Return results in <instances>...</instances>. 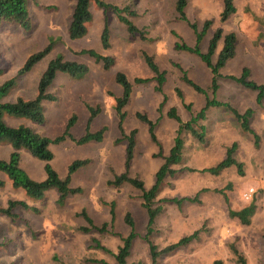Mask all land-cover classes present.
Instances as JSON below:
<instances>
[{"label": "rangeland", "instance_id": "374dc122", "mask_svg": "<svg viewBox=\"0 0 264 264\" xmlns=\"http://www.w3.org/2000/svg\"><path fill=\"white\" fill-rule=\"evenodd\" d=\"M100 1L120 8L128 5L134 16L122 14L142 31L143 37L137 33L130 36L111 10L104 12L94 2L89 5L91 19L86 23L85 34L75 39L67 36L73 0H26L29 22L26 29L13 22L0 21V84L9 79L13 81L0 102L32 98L40 74L55 57L87 66V71L77 78L60 72L55 74L47 89L55 99L42 102L41 123L5 114L2 121L9 126L23 124L49 138L63 134L71 115L75 120L68 135L74 139L83 135L86 127L90 133L102 129L99 141L76 144L64 136L61 141L48 145L52 153L49 163L61 178L73 160H87L70 175L68 184L79 187L80 192L67 195L61 206L55 203L57 192L54 188L46 189L39 198H31L20 187H13L0 172L3 181L0 206H5L8 199L21 200L28 206V209L15 207L12 210L16 214L14 219L0 214V264H97L90 259L117 264L113 254L121 244V237L131 230L136 237L125 258L126 264H212L216 259L221 260V264H239L229 248L232 245L243 257L244 264H264V100L258 106L255 92L223 77L217 79L215 92L208 89L209 68L197 55L173 48L178 40L190 46L195 42L194 31L186 21L177 18L175 0ZM233 5L235 12L223 22L218 20L221 0H186L183 11L186 19L195 23L197 31L203 20H211L199 41L202 52L216 27L235 34L234 55L219 68L221 75L236 76L246 66L249 78L264 84V0H233ZM105 18L109 46L102 48L99 34ZM48 43L52 44L51 49L27 72L18 74L25 59ZM83 49L112 56L113 65L103 69L101 62L81 53ZM141 52L150 55L159 70L164 71L160 91L156 89L157 81ZM214 59L215 54L211 60ZM116 71L124 73L129 80L149 78L145 83H132L128 101L121 108V118L114 108V98L121 95V86L114 80ZM183 72L205 93L195 91L184 82ZM176 88L181 97L176 95ZM206 98L227 102L239 111L251 108L249 126L258 135V146H253L252 135L242 131L232 114L223 107H208L204 118L196 121L194 128L202 135L201 140L181 130L180 162L172 166L175 172L164 178L156 199L198 194L196 201L183 200L179 206L156 202L155 205L162 207L154 217L150 240L160 248L196 229L199 230L198 238L167 255L158 256L152 263L142 239L147 212L141 204V191L126 183L116 188L106 182L124 172L125 135L135 129L133 156L127 172L138 177L144 189H148L163 161L153 154L168 153L177 128V122L167 117V110L174 107L180 120L185 122L203 106ZM185 104L190 106L189 110ZM90 108L96 112L89 120ZM136 112L154 122L153 132L158 144L151 141L147 125L135 116ZM231 143L235 144L233 158L243 164L242 176L236 174L233 165L216 175L200 171L220 161ZM10 150L9 142L1 140L0 159H6ZM19 153V165L28 176L42 180L43 161L24 149ZM23 154L29 157L27 164ZM249 188L252 191L244 199L243 193ZM250 202L254 209L248 224H241L229 216V210H238ZM81 209L93 224L106 222V231L84 233L79 230L80 226H87L78 215ZM125 213L131 218L132 227L124 222Z\"/></svg>", "mask_w": 264, "mask_h": 264}, {"label": "trees", "instance_id": "16d2710c", "mask_svg": "<svg viewBox=\"0 0 264 264\" xmlns=\"http://www.w3.org/2000/svg\"><path fill=\"white\" fill-rule=\"evenodd\" d=\"M90 2L96 3L104 12L108 9L111 10L117 20L121 22L126 32L133 36L135 33L139 35L140 38L143 37V33L140 29L136 28L131 21L122 13L128 14L129 16H134V12L129 8L128 5H124L121 8L116 5L106 4L100 0H73V5L69 17V23L67 27V36L69 39L79 38L86 32V23L91 19V12L89 9ZM222 9L218 15L219 22L227 20V18L235 12V7L233 5V0H221ZM186 5V0H175L174 9L177 14V18L187 22V25L194 31L195 42L192 46L187 45L186 43L178 40L173 44L175 50L186 51L198 56V58L209 68L211 73L210 83L208 89L211 92H215L218 88L217 79L223 77L224 79H229L234 81L236 84L241 86L246 90L255 92V104L260 106L264 100V84L257 83L256 81L249 78V69L246 66H243L240 69L238 75H221L218 70L223 66V64L234 55L236 36L232 31L223 32L220 27H216L211 36L208 39L205 52L199 50V41L207 28L211 25L210 19H205L202 21L201 29L196 30L195 23L189 22L184 15V7ZM26 0H0V21L13 22L19 24L22 28L26 29L29 25L28 16L26 11ZM100 45L102 48H107L109 46V35L108 27L106 23V18L104 19L103 26L101 28L100 34ZM220 44V46H219ZM264 48V39L262 41ZM52 44L48 43L43 49L30 54L24 61L22 67L17 71L18 74H23L27 72L31 66L40 60L50 49ZM219 46V47H218ZM81 53L87 54L93 58L95 62H101L103 69H108L113 65L114 59L110 55H101L95 52L92 49H83ZM215 54L214 61L211 60L212 55ZM143 61L146 63L147 67L154 74V78L157 81L156 89L160 91V85L164 81V71L159 70L156 63L153 61L152 57L145 52H141ZM87 71V66L84 63L63 60L60 56L51 59L43 72L40 74L37 86L36 93L30 99L17 98L13 102H0V141L7 140L11 146V151L9 152L6 159H0V172L3 173L8 180L10 181L13 187H20L24 193L31 198H39L46 189L54 188L57 192V198L55 203L58 206L63 205L65 197L69 194H74L80 192L79 187H69L70 175L80 166L84 165L86 159H76L73 160L67 167L66 175L64 177H59L56 171L52 168L49 161L52 158V153L48 148L50 143H57L61 141L64 136H68L73 139L76 144H83L89 140L99 141L102 134V129L90 133L86 131L80 137L74 139L68 135V129L73 124L75 116L71 115L65 125V129L62 135L56 136L54 138H49L45 135L39 134L28 126L19 124L16 126L6 125L2 121V115H8L16 118H26L35 123H41L43 121L42 113V102L43 101H53L55 96L50 94L47 89L52 82L55 74L57 72L64 73L69 77L77 78L83 75ZM115 82L121 86V95L115 97V111L118 116L121 118V108L128 101L129 94L131 92V85L141 84L149 81V78L133 77L132 80H129L126 75L120 71H116L114 74ZM183 81L189 84L195 91L200 93H205V90L199 87L197 84L193 83L189 78H187L183 72ZM12 79L5 81L0 84V98L6 93L9 87L12 85ZM176 95L181 97L179 89H175ZM162 103V102H161ZM160 103V105H161ZM223 107L227 109L234 119L239 123V127L242 131L252 135V143L254 147L258 146V135L253 131L249 126V118L251 117L252 110L247 107L243 111L237 110L231 104L227 102H222L216 99H205L203 106L188 120L182 122L179 116L175 112L174 107H170L166 115L168 118H171L177 122V128L175 129V134L173 137V143L168 150L166 155H162L159 152L154 153V157H161L163 159L160 166L157 168L154 174V182L148 188L144 189L142 181L136 176L128 175V168L133 156V147H134V135L136 133L135 129L129 131L125 135L126 146H125V159H124V172L115 175L113 179L108 180L107 185H112L113 187H119L121 184L126 183L132 187L141 191V204L146 209L147 212V221L145 226V232L142 236L143 241L147 245L149 257L152 263L155 262L156 258L161 255H167L179 247L185 246L193 240L198 238L199 230H193L187 235L179 237L176 241L168 243L160 248H158L151 240L150 235L152 233V225L154 217L161 210V205H155L158 203H174L178 205L183 200L196 201L197 194L193 197H171V198H161L156 199V195L163 185L164 178L169 175L171 176L175 170L172 168L173 165H176L180 162L181 159V148H182V137L180 136L181 130L188 131L193 137L198 140H201L202 135L197 132L194 128L196 126V121L198 119H203L205 115V110L210 107ZM184 107L189 110V105L185 104ZM91 117L95 114L96 110L89 109ZM135 116L147 125V132L149 138L152 142L158 144L156 137L153 132L154 122H152L147 116L143 113L136 112ZM119 128L121 129L120 125ZM122 133V132H121ZM24 149L29 152V154L43 161V172L44 178L42 180H34L28 176L26 171L19 165L20 153L19 151ZM235 149V144L231 143L226 148L225 156L218 161L215 165L210 167H204L200 171L207 172L209 174L216 175L221 172L223 169L233 165L235 167L236 174L238 176L243 175V164L241 161H237L233 158L232 154ZM188 171H193L191 168H186ZM3 185V181L0 179V187ZM228 186V184H227ZM205 189V188H203ZM214 191H220V189H214ZM21 207L23 209H28V206L25 202L21 200H12L8 199L5 206H0V214L5 215L10 219H14L16 214L12 212L15 207ZM254 205L252 202L241 207L238 210H229L228 214L230 217H235L239 223L248 224L249 216L252 214ZM83 220L87 223V226H80L79 230L82 232H89L94 230L98 233H103L106 231V222H102L100 225H95L91 221L90 217L86 214L84 209H81L78 213ZM111 219L113 217L112 206L110 209ZM124 222L132 227V220L128 213L124 214ZM136 237V234L131 230L130 233L124 237H121V244L117 246L116 252L113 254V257L117 264H126L125 258L129 255V250L132 245L133 239ZM98 245V244H97ZM102 250L108 251L103 246H99ZM231 252L236 256V260L239 264H244L243 257L238 253L236 248L232 245L229 247ZM90 262L97 264H109L103 259H90ZM69 264V263H65ZM212 264H221V260L216 259Z\"/></svg>", "mask_w": 264, "mask_h": 264}, {"label": "built area", "instance_id": "2783aa9c", "mask_svg": "<svg viewBox=\"0 0 264 264\" xmlns=\"http://www.w3.org/2000/svg\"><path fill=\"white\" fill-rule=\"evenodd\" d=\"M251 191H252V189L249 188L248 190H246V191L243 193V197H244V199H247V198L249 197Z\"/></svg>", "mask_w": 264, "mask_h": 264}, {"label": "crops", "instance_id": "0c3cea01", "mask_svg": "<svg viewBox=\"0 0 264 264\" xmlns=\"http://www.w3.org/2000/svg\"><path fill=\"white\" fill-rule=\"evenodd\" d=\"M219 46H220V44H219ZM219 46H218V47H219ZM10 151H11V150H10ZM23 156L27 158V160H26V164H27V161L29 160V157L27 156V154H23V155H22V158H23ZM25 168H26L27 170H29L28 167H25Z\"/></svg>", "mask_w": 264, "mask_h": 264}]
</instances>
